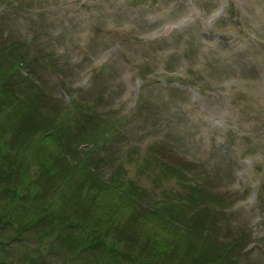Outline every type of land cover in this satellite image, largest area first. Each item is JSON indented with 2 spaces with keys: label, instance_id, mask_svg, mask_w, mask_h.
<instances>
[{
  "label": "rangeland",
  "instance_id": "obj_1",
  "mask_svg": "<svg viewBox=\"0 0 264 264\" xmlns=\"http://www.w3.org/2000/svg\"><path fill=\"white\" fill-rule=\"evenodd\" d=\"M9 58L21 60L20 68L7 74L13 94L31 110L11 115L15 106L10 107L9 100L0 105L2 143L12 141L15 133L19 139L28 137L24 144L18 141L17 155L30 163V173L43 182L54 181L48 189L56 184L60 202L52 212L64 213L66 224L75 220L81 228L65 226L63 219L56 223L62 232L69 227L75 230L71 229L76 239L65 236L64 244L70 245L62 249L54 234L26 239L3 221L0 264L94 261L95 248L86 253L73 249H79L78 238L92 242L97 238L93 227L101 222V214L91 209L94 213L89 215L82 208L90 209L104 194L89 186L78 169V156L87 146L82 140L93 133L106 138L114 132L113 139H102L91 153L100 158V175L105 178L111 171L109 158H115V163L122 158L119 147L123 143L136 146L137 157L153 142L160 143L163 158L190 165L197 183L222 202L220 209L207 208L194 216L196 229L208 234V242L219 238L218 244L236 257L235 263L264 264V0H0L2 66L8 67ZM16 87L25 88L27 97H21ZM57 113L62 117L55 116ZM30 117L35 126L53 124L54 119L69 126L65 130L57 125L50 133L39 129L29 137L23 131L35 128ZM115 118L120 122L118 128L109 124ZM43 136L46 142L41 149L48 159L59 161L51 166L58 164L66 170L72 165L69 177L83 188L69 189L59 169L56 177L40 170L36 158ZM4 163L0 158L1 169L13 170V164ZM126 168L129 178L153 189L155 198L163 189L176 194L180 189L186 191L163 177L157 193L148 175L139 174L134 164ZM152 168L158 173V166ZM11 177L12 192L8 191L5 203L10 202L12 210L22 212L26 219L38 205L45 204L38 196H30L42 184L28 183L27 195L20 196L23 182ZM50 195L55 194L50 191L47 197ZM67 197L77 202L71 203ZM58 218L59 214H48L52 223ZM143 225H128L125 243L100 237L109 243L101 249L113 253L111 264H153L150 243L154 237L165 240L167 235L145 224L141 231L150 243L142 246L143 238L132 239ZM112 245L119 251L114 252ZM59 248L65 257H59ZM187 254L179 251L178 259L160 254L161 264L188 263ZM70 258L77 259L72 262Z\"/></svg>",
  "mask_w": 264,
  "mask_h": 264
},
{
  "label": "trees",
  "instance_id": "obj_2",
  "mask_svg": "<svg viewBox=\"0 0 264 264\" xmlns=\"http://www.w3.org/2000/svg\"><path fill=\"white\" fill-rule=\"evenodd\" d=\"M8 61V67H4L2 66V60L0 59V105L9 100V104L11 105L10 107H13V105L15 106V108H12L11 110L14 112H11V115H16L23 112L27 113L31 109H29L28 106H26L24 103L22 104V102L19 101H24L23 99H18L13 94L16 92L15 90H12L10 86L12 81L11 79L7 78V74H9L8 71L16 72V70L20 68L19 65L21 60L9 58ZM19 74L21 75V72ZM21 82L25 85V79L21 80ZM18 83L19 82L15 80V84ZM5 85L8 89L3 90ZM28 85H30V82H28ZM16 89V91H18V94H21V97H27V91L25 90V88L21 89V87H16ZM14 98L18 99L17 103H15ZM19 110L20 112H18ZM55 116L62 117V114L57 113ZM28 119L31 123V126L34 125L35 127H32V129L30 127L23 131V133L25 135H28L29 137H32L35 131L39 129H47L50 133L54 131L57 125L59 127L65 128V130L69 126L68 124L66 125L60 122V120L58 119H54L53 124L52 122L50 124L48 122L46 125L40 123L35 126V121L32 120L31 117ZM110 122V126L116 125V128L120 126V122L117 121L116 118L111 120ZM114 134L115 132L109 137L101 138L99 133H93L90 135V138L88 140L81 141V144H86L87 146L84 147V149H82L79 153L80 156H78V169H80L81 172L86 176V179H88L89 186L97 187L98 194H104V196L97 198L95 200V205L93 207L91 206L90 209H85V207L82 208L83 212L89 213V215L94 211H92L91 209H95V213L99 212L101 214L99 219L101 220V222H98L97 226L93 227L94 233L97 234L95 237L97 238H95L93 242L89 241L88 239L82 240L81 238H78L77 244L79 249L73 246V250L78 252L80 250H85L86 253L87 250H92L93 248H95L97 250L96 258L94 259V261H89V263L111 264L112 259L110 257L113 253L109 252L107 254L103 251L104 249H101L105 248V246L107 247L109 243H106L104 239L100 237H106L105 239L111 237L110 243H119L120 241H123L125 243V237L129 236L126 234L125 230H127L129 226L134 227L137 223H140L141 225H144L140 228V232H137V236H134L132 240L137 242L139 241V239L143 238V241L145 240V243H142V246L144 244L150 243V238L148 239L147 237H145L148 235L142 232L146 228L145 224L156 227L157 233L163 230L167 235V239L165 240L154 237L153 242L150 243V262H152L153 264H161L163 258L160 259V254H163V257L170 256L178 259L179 251L184 253V255L190 253V255L187 254V257L185 258V261L188 262L185 264H238L235 263V261H237L236 257L230 255L225 247H221V245L218 244L221 243L219 238H212V240L208 242V234L204 230H202V228L198 230L195 227L197 226V221L194 216L199 213V211H204L207 208H209L208 210H211L212 207L220 209V207L223 206L221 205L222 202L219 201L217 196L215 198V195L210 193L208 189L205 188V185L197 183L196 177L189 171V169H192L190 165H188V167H185L182 165V163L176 162L175 160H166L165 158H163L161 154V150L163 149V147L160 143L153 142L154 144L150 145L145 154H142V152L139 150L142 155L138 157V149L136 146L131 147L126 143H123V145H120L119 148L121 151L123 149L122 154L124 158L123 156L122 158L119 157V159L116 160L117 163H115V158H109V160L111 161V171L109 172L110 177L109 174H107L105 178L104 174L103 176L100 175L101 171L98 165V161H100V158L98 159L97 156H91V153H93L94 150H97V148L101 144L100 142L102 141V139L104 140V142L106 141V139H113L115 137ZM13 136H15L14 139L12 141H9V139L6 140L5 145L2 143L3 137L0 138V158L3 160V162L9 164L11 163L14 166L12 171L0 168V204L4 205L2 206L0 211V223L5 221L7 223L6 225H11L12 228L16 230V232H19L16 233L14 231L16 235H21L26 239H31V236H35L36 238L41 237L42 239H44L46 235L54 234L56 238L59 237L62 242V245L60 246L62 247V249H64L63 247L70 245L69 243L64 244L65 240L63 239H65V236L68 237L70 235V238L76 237L75 233H72L71 231V229L73 228L70 229V227L75 226L77 228V226L79 227L80 225L75 220L70 221L66 224V222L62 218L64 217V213L60 214L56 210L54 211V213L57 215V217L59 214L58 220H56L55 223L49 221L48 214H54L52 212V209L56 204L58 207L59 203L57 202H60L59 196H56L58 193L56 192V189L58 188L55 186V184L54 189H48V185H50L54 181L50 182L49 180H46L45 182H43L44 179L42 177H39L37 174L34 175L33 173H30V163L22 155L18 156L17 151H15V149H18V141H24L22 143L24 144L28 137L26 138L24 136L22 137V139H19L17 133H15ZM44 138L46 139V137L43 136L39 140L38 146L40 147V149L39 155L36 158V163L37 165H40V170L43 169V172H45V175L47 176L49 175L50 177H56L57 170L59 169V171L62 172V179L69 183V189L74 188L75 191H77V188L80 186V184L71 180L69 177V173L73 166H67L66 170H69V172L63 170V166L61 168V166L59 167L58 164H54L55 166H51V162L57 161L58 163L59 161L56 157H53V159L55 160L51 158L48 159L46 151H43L41 149V147H44V144L46 142ZM118 141L120 142L121 139ZM120 143H122V141ZM11 145L15 146L11 147ZM36 163L33 165H36ZM113 163H115V165L112 166ZM127 164H134L136 170H140L139 174L148 175L149 179L152 181L153 187L157 188V193L160 188L159 183L161 182L162 184L165 178H170L171 180L176 181L180 186H184L183 188H185L186 191L182 192V190L180 189V192L176 194L170 189H163L160 190L161 194L158 193L157 198H155L153 189L137 182L136 179L129 178L126 168ZM153 165L158 166V173H155L153 171ZM47 168H50L49 172ZM12 175L15 181L18 182V180H20L21 182H23V189L20 196L27 195L28 188L26 186L28 185V183L40 182L42 184L40 189L37 190V192L32 193L30 196H38L45 204L38 205L36 210L32 212V215L27 217L28 219L23 218L22 212H16L14 208L12 210L10 202L5 203V201H8V198L6 196L9 194L8 191L12 192L11 187L8 185L10 182H13L11 177ZM26 177L30 179H28L29 181L24 183ZM107 177L108 179H106ZM65 185L67 186V183ZM80 188H83V186L81 185ZM60 189L61 188H59V190ZM84 189L86 188L84 187ZM50 191L53 192V195L55 194L53 197H51V195L50 197H47V194ZM78 191L80 192V189ZM70 197H72V194H70ZM70 197H67V200ZM179 198L182 199V201H179ZM70 201L71 203L77 202L73 198H70ZM196 203V206H198V208H195L194 206ZM131 217L136 220L130 221ZM14 219L18 221L13 222ZM60 219H63L65 226H70L68 231L65 230L64 232H62V230L60 229L61 226H58L56 224ZM89 225L91 226L93 224ZM32 230L37 231L38 234L32 233ZM121 231H123L124 235L121 234ZM98 238L102 240H99ZM169 240L171 241L170 243H168ZM133 244L134 243H132L130 246H132ZM169 245H174L175 248L177 247V251L171 250V247ZM62 249L59 248L57 251V254H59V257L61 256V258L65 257L62 256ZM111 249L114 252L119 251V247L117 246L112 245ZM120 251L122 253L124 252L121 249ZM184 255L181 257H184ZM76 259L77 258L71 259V261L74 262Z\"/></svg>",
  "mask_w": 264,
  "mask_h": 264
}]
</instances>
